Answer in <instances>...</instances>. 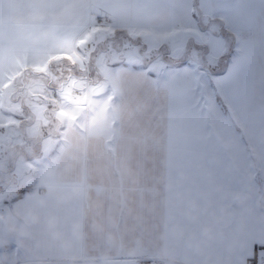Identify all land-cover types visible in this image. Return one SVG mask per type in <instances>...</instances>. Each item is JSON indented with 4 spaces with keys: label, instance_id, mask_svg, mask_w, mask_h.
<instances>
[{
    "label": "crops",
    "instance_id": "0c3cea01",
    "mask_svg": "<svg viewBox=\"0 0 264 264\" xmlns=\"http://www.w3.org/2000/svg\"><path fill=\"white\" fill-rule=\"evenodd\" d=\"M102 17L176 60L179 33L204 66L94 59L86 86L74 55ZM43 77V131L21 135L34 154L3 147L16 182L0 187V264H256L264 0H0V143L28 112L13 93Z\"/></svg>",
    "mask_w": 264,
    "mask_h": 264
},
{
    "label": "rangeland",
    "instance_id": "374dc122",
    "mask_svg": "<svg viewBox=\"0 0 264 264\" xmlns=\"http://www.w3.org/2000/svg\"><path fill=\"white\" fill-rule=\"evenodd\" d=\"M102 18L96 19L95 23H93V25L91 26L92 29H90V32L87 33L86 38L84 40L86 45H84V47H80L79 48L80 53L74 55L75 59L73 61V64L75 68L77 67L76 74H80L81 78L85 81L86 86L91 85L94 82L92 81V77H91V71L94 66L93 63L94 59L101 58L100 60L104 61L105 58L106 60H110L111 58H116V57L118 58L119 56L122 55L129 56L130 54L136 55L138 53L140 54V56L141 55L143 56V59L141 60L143 64H146L150 61H155V59L157 60L162 59L161 57L162 53H164V57L166 58L168 57L167 52H169V50H167L166 47L160 46L159 48H157L158 45L157 42L159 43L160 39L155 36V33H152L147 37L140 36V38H135V36H133L132 39L131 38L128 39L123 34H119L122 32H120L118 28L113 25V22H111L108 19H106V21H101ZM199 25H200L199 27L209 26L210 22L209 20H203L202 18H200ZM213 27L219 28L218 25L215 23L213 24ZM207 33L209 34V30L207 31ZM177 34L179 33H175V37H174V39L176 40L175 43L176 46H174V49L172 48L173 51L172 54L177 56L175 58H179V60L188 59L193 64L203 68L204 65L201 63L200 56L201 54H204V58H205L204 48L198 50L199 51L198 52L196 48H193V46L190 45L191 44L190 43L189 45L186 46L184 51L185 46L184 47L182 46L184 39L180 38L179 40ZM227 41L228 39L227 40L225 39L224 41L225 44H228ZM214 50H217V48H214ZM231 54H232V49L230 51H227V53L221 57L217 65L216 63L213 62H212L213 64H210L209 60L207 63L206 59H205V63L208 64L209 67L220 69V67L222 68L224 66L225 61L229 59ZM208 71H211V69H208ZM70 73H73V71H70ZM48 74L50 75V72H48ZM44 79H45L44 77L41 79L42 85L39 84L38 82H37L38 85H34V84L31 85V94H28L27 87H24V92H19V93L15 92L13 93V97H11L12 99L16 100L17 103L18 100H23L24 103L28 104L29 106H27L28 107L27 109L28 112H27L25 110L20 109L19 104H17L16 106L17 110L14 113L13 119L14 121H17L20 116H24V120L21 124L23 130L21 131L18 126H14L13 128H10L8 133V138H9L8 142L3 141L0 143V168H1L0 187L1 188L4 187V185L11 184V182H16L15 178L10 176V174L8 173L9 171L7 172L8 174H6V176L8 177H6L4 174L6 170H8L7 168H9L7 167V165H9L7 164L8 161L3 157L5 156V153H3L4 148L7 147L12 152L11 145H13V149H15L14 153H18L17 156L18 155L22 156L23 154L24 155L34 154L30 142H27L25 139H23L24 137H21V135L27 132V130H25L24 128L25 126L31 127L32 131H36V132L37 130L39 132L43 131L40 128V124H42L41 121L46 122V114L43 110H41V106H43V103L40 97H44L42 94L45 92L44 89L45 83L48 84V87H51L50 85H53L52 83H50L51 81L49 79H47V82ZM50 91L51 90H49V92ZM52 92L54 94V91ZM55 99L56 97L53 96L48 101L49 103H56ZM30 107L33 108L32 114L30 111ZM18 109H20V111ZM3 177H5V179ZM19 181H21V179Z\"/></svg>",
    "mask_w": 264,
    "mask_h": 264
},
{
    "label": "built area",
    "instance_id": "2783aa9c",
    "mask_svg": "<svg viewBox=\"0 0 264 264\" xmlns=\"http://www.w3.org/2000/svg\"><path fill=\"white\" fill-rule=\"evenodd\" d=\"M101 21H106V18H102ZM142 264H162V263L155 258H149L143 261ZM256 264H264V251H261L256 255Z\"/></svg>",
    "mask_w": 264,
    "mask_h": 264
},
{
    "label": "trees",
    "instance_id": "16d2710c",
    "mask_svg": "<svg viewBox=\"0 0 264 264\" xmlns=\"http://www.w3.org/2000/svg\"><path fill=\"white\" fill-rule=\"evenodd\" d=\"M165 61L170 64V65H174V66H179L183 64V59L182 60H173L171 58H166L164 57Z\"/></svg>",
    "mask_w": 264,
    "mask_h": 264
}]
</instances>
